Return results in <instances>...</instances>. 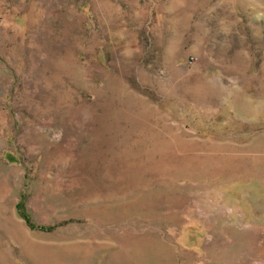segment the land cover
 <instances>
[{
    "label": "rangeland",
    "instance_id": "1",
    "mask_svg": "<svg viewBox=\"0 0 264 264\" xmlns=\"http://www.w3.org/2000/svg\"><path fill=\"white\" fill-rule=\"evenodd\" d=\"M0 264H264V0H0Z\"/></svg>",
    "mask_w": 264,
    "mask_h": 264
},
{
    "label": "trees",
    "instance_id": "2",
    "mask_svg": "<svg viewBox=\"0 0 264 264\" xmlns=\"http://www.w3.org/2000/svg\"><path fill=\"white\" fill-rule=\"evenodd\" d=\"M25 217H27L26 215H25ZM27 219V218H26ZM44 228V227H43Z\"/></svg>",
    "mask_w": 264,
    "mask_h": 264
},
{
    "label": "built area",
    "instance_id": "3",
    "mask_svg": "<svg viewBox=\"0 0 264 264\" xmlns=\"http://www.w3.org/2000/svg\"><path fill=\"white\" fill-rule=\"evenodd\" d=\"M192 60V58H190Z\"/></svg>",
    "mask_w": 264,
    "mask_h": 264
}]
</instances>
